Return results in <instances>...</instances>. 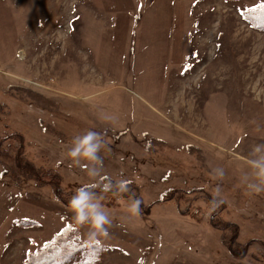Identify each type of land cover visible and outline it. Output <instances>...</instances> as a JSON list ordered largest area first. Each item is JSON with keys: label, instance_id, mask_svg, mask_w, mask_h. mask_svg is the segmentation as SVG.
<instances>
[{"label": "rangeland", "instance_id": "obj_1", "mask_svg": "<svg viewBox=\"0 0 264 264\" xmlns=\"http://www.w3.org/2000/svg\"><path fill=\"white\" fill-rule=\"evenodd\" d=\"M257 7L264 0H0V141L23 139L62 180L18 186L0 167V264H24L68 220L88 241L48 180L67 201L87 185L109 216L90 264H264V192L247 188L264 155L253 152L264 145V16L246 19ZM89 129L106 141L102 165L72 164ZM102 177L138 193L104 191ZM128 194L153 201L150 215L132 213Z\"/></svg>", "mask_w": 264, "mask_h": 264}, {"label": "trees", "instance_id": "obj_2", "mask_svg": "<svg viewBox=\"0 0 264 264\" xmlns=\"http://www.w3.org/2000/svg\"><path fill=\"white\" fill-rule=\"evenodd\" d=\"M252 10L255 11H251L252 15H246V19L249 20L251 24L260 25L261 18L264 16V10L258 7ZM10 135L13 136L14 134ZM21 140L22 141L20 142V145L17 147H15V144H7L4 141H0V167H2V169H6V172L2 173H4V175H10L14 183H16L18 186H21L22 183L24 184L25 182L29 183L32 181L36 184V186H39V183H42V181L48 179L46 177H50L55 181L62 183V180L59 176L49 175L47 172H44L43 167H37L34 162H32V160L27 157L25 152L26 143L23 139ZM8 141L10 140H7V142ZM6 160H9L11 162L7 164ZM15 172L22 176V178L17 179L16 175L14 174ZM109 180L111 181V179ZM48 181V185L44 186H49L52 188L55 185V187L53 188L55 198L63 204H69L66 196H64L63 192L61 191V187L56 186L55 183H51V180ZM106 182L107 181H105L104 184ZM111 182L113 184V187H116V181L113 180ZM131 183L132 182L128 184L129 191L137 192L139 190L138 186H133L131 185ZM93 184H95V182H93ZM89 192L91 193L92 191ZM113 193L121 194V192L117 191H113ZM91 194L94 195L95 192H92ZM122 197L125 199L133 197L134 200L137 198L140 200L141 198L140 195L137 196V194L122 195ZM147 203L149 204L145 206H150L145 210L146 207L144 206V204L142 205L141 201L139 205V213L141 215H150V207L153 205V201L148 200ZM16 223L24 227L35 225V221H28L27 219L15 220V224ZM233 227L235 229L237 228L234 225ZM79 236L80 235L76 231V227L73 224V221L68 220L67 224H65V226L60 231L54 234L52 239L47 241L36 251L30 252L25 259L24 264H90L91 260L97 261L98 259H100V256L104 250L102 244H100V242L89 243L88 241L81 239Z\"/></svg>", "mask_w": 264, "mask_h": 264}, {"label": "clouds", "instance_id": "obj_3", "mask_svg": "<svg viewBox=\"0 0 264 264\" xmlns=\"http://www.w3.org/2000/svg\"><path fill=\"white\" fill-rule=\"evenodd\" d=\"M106 141L102 134L94 131L87 130L85 134L75 139V146L71 148L67 155L71 158V163L75 165L80 164V160L77 157H85L87 160L97 162L102 165V159L99 155L101 148L105 145ZM253 152L264 153V145H256ZM253 167L255 171V180L247 183V188L252 193L264 192V155H261L258 159L253 160ZM91 175H96V170H92ZM219 176L224 175L223 169H219ZM107 182L103 185L105 191H109L113 188V184L109 178L102 177ZM130 182L125 179H119L116 181L117 192H127L128 184ZM93 194L88 191L87 185L79 187L75 194L69 201V209L73 213V219L77 225L89 226L87 233V239L89 243H99L101 237L107 235L106 225L111 224V220L106 212L103 210V205L100 201L95 203L92 202ZM221 201L217 198H213L212 207L213 209L219 205ZM141 201L137 198L130 205V211L132 213H138Z\"/></svg>", "mask_w": 264, "mask_h": 264}]
</instances>
